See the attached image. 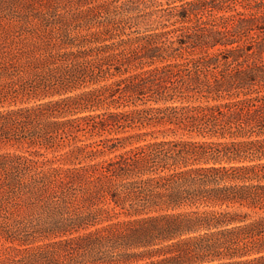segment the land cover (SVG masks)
Returning <instances> with one entry per match:
<instances>
[{"label": "trees", "instance_id": "trees-1", "mask_svg": "<svg viewBox=\"0 0 264 264\" xmlns=\"http://www.w3.org/2000/svg\"><path fill=\"white\" fill-rule=\"evenodd\" d=\"M0 264H264V0H0Z\"/></svg>", "mask_w": 264, "mask_h": 264}]
</instances>
